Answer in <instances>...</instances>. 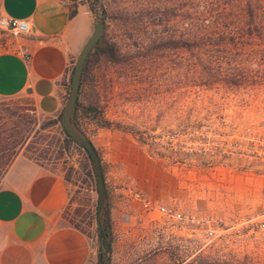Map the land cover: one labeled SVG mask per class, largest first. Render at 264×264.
I'll use <instances>...</instances> for the list:
<instances>
[{
  "label": "rangeland",
  "instance_id": "rangeland-1",
  "mask_svg": "<svg viewBox=\"0 0 264 264\" xmlns=\"http://www.w3.org/2000/svg\"><path fill=\"white\" fill-rule=\"evenodd\" d=\"M69 1L72 8L87 3L96 20H105V41L115 49V55H90L79 104L96 108L97 116L78 112L107 182L108 264H264V52L204 58L175 47L193 29L197 0ZM237 1L234 8L210 10L214 40L229 46L239 41L236 30L247 32L233 21L249 0ZM261 11L256 20H264ZM22 36L0 28V52L15 49ZM230 72H246V80L232 85L225 79ZM63 109L44 114L28 92L0 96V146L64 175L70 188L64 223L90 237L89 264H100L95 171L87 152L67 141L58 119ZM10 154H0V172ZM128 187L212 217L216 234L157 219L126 193Z\"/></svg>",
  "mask_w": 264,
  "mask_h": 264
},
{
  "label": "crops",
  "instance_id": "crops-1",
  "mask_svg": "<svg viewBox=\"0 0 264 264\" xmlns=\"http://www.w3.org/2000/svg\"><path fill=\"white\" fill-rule=\"evenodd\" d=\"M1 17L27 19L31 31L0 52V96L28 92L42 113L60 112L71 67L94 30L93 10L69 0H0ZM69 196L61 172L18 156L0 181V264H89L90 237L64 223Z\"/></svg>",
  "mask_w": 264,
  "mask_h": 264
},
{
  "label": "trees",
  "instance_id": "trees-1",
  "mask_svg": "<svg viewBox=\"0 0 264 264\" xmlns=\"http://www.w3.org/2000/svg\"><path fill=\"white\" fill-rule=\"evenodd\" d=\"M198 2L196 3V7H195V12L192 15V22L191 25L193 26V29H188V31H184L182 36H180V38L176 41L175 47L178 48H187V49H195L198 50V53H200L201 55H203V57L205 58V56H208L209 58H213L212 54L215 53H222L225 52L226 54L232 55L233 52L237 53V55L239 54H248V55H254L256 53H260L261 51L264 52V46H262L264 44V20H256L257 19V14H259V12H262L261 10L264 11V2H259L257 4H253L252 1H247L246 4H241L239 6V10L243 11L242 14L239 13V15H237V21L234 22L233 24H236V28L239 29V27H243L241 28L243 31L244 29H247V32L244 31V33H240L236 30V32H234V35L232 34L233 38L236 36L238 37L239 41L235 44V46H229L227 44H224L223 38H213L212 36V32H211V25H212V20L211 17H214L213 14L211 13L210 10H215V8H213L214 6H222L223 8L227 9V8H234L235 7V2H238L237 0H197ZM242 1L243 0H239ZM247 10V11H246ZM75 14V11H72L70 13L71 16H73ZM231 14V13H230ZM264 15V12L262 13ZM229 15V14H228ZM220 16V15H219ZM247 17H250V20L248 19L247 21H245ZM229 23H232L231 21H229ZM216 24L218 25H223V29L225 26L224 22L220 20H216ZM247 26V28H245ZM223 31V30H222ZM254 31H256L257 33H253ZM236 33V35H235ZM238 33V35H237ZM240 34V35H239ZM232 38V37H231ZM223 39V40H221ZM93 51H98V52H103V53H107L108 55H115V49L113 47V45H111L109 42H106L105 46H100L97 45ZM92 51V52H93ZM92 52L90 53V55L92 54ZM89 55V57H90ZM89 57L87 58L84 70H83V75H82V81H83V76L86 72L87 69V65L89 63ZM212 60V59H211ZM236 61V60H235ZM217 62V61H216ZM230 62V61H229ZM227 62V63H229ZM242 62H240V64L242 65ZM231 63V62H230ZM231 65V64H230ZM221 66V65H218ZM237 67H239L237 65ZM222 68V67H220ZM231 68V67H229ZM232 70H234L233 68H231ZM236 69V67H235ZM72 72H73V67L71 68V72H70V77H69V82L71 80L72 77ZM225 79H227V82L232 84V85H239L242 82H244L246 80V72H243L242 74H235L233 72H230L227 74V76L225 77ZM81 81V84H82ZM70 84V83H69ZM70 88V85H69ZM80 91H81V85H80ZM79 91V93H80ZM84 112L86 115H88L89 117H95L97 116V109L93 108V107H88V108H77L76 113H75V122L76 124L81 128V126L79 125V120H78V112L79 111ZM59 121H61V115L59 116ZM63 131L66 134V139L68 142H72V143H76L78 144L75 140H73L68 132L66 131V129L64 127ZM3 145V143H2ZM79 146H81L88 154L91 162V156H90V152L89 149L85 146H82L80 144H78ZM11 146H6V148H2L0 146V154H3L5 151H10V163L7 166V168L2 172H0V176L1 178L3 177V175L6 173V171L8 170V168L12 165L13 161L16 159V157L18 156L17 150L15 149V147L13 149L10 148ZM99 152V151H98ZM102 162V160H101ZM103 166V165H102ZM94 168V167H93ZM105 176V175H104ZM106 180V179H105ZM107 185V182H106ZM108 199H109V194H108ZM109 208H110V201H109ZM109 228V227H108ZM108 234L109 231L107 229V231L103 234L104 236V246L106 251L111 252V240L108 238ZM100 264H104V261H101ZM110 264V263H109Z\"/></svg>",
  "mask_w": 264,
  "mask_h": 264
},
{
  "label": "water",
  "instance_id": "water-1",
  "mask_svg": "<svg viewBox=\"0 0 264 264\" xmlns=\"http://www.w3.org/2000/svg\"><path fill=\"white\" fill-rule=\"evenodd\" d=\"M105 24L106 23L103 18H98L96 20L93 33L86 41L81 52L77 57L71 77L70 93L61 115V122L63 127L68 132L69 136L78 144L87 147L90 152L99 193L98 218L100 224V237L98 246L99 249L102 251L101 261H104V264H108L109 252L105 249L103 234L107 231V227L110 224V208L108 199V189L104 176L101 157L93 141L75 122V113L77 108H84L82 105L79 104V91L82 81L83 70L87 58L89 57L93 49L97 45H106V41L104 38Z\"/></svg>",
  "mask_w": 264,
  "mask_h": 264
},
{
  "label": "built area",
  "instance_id": "built-area-1",
  "mask_svg": "<svg viewBox=\"0 0 264 264\" xmlns=\"http://www.w3.org/2000/svg\"><path fill=\"white\" fill-rule=\"evenodd\" d=\"M0 28L13 32L16 35H24L31 31V24L27 19L1 17ZM21 53L26 60L30 59L31 52L28 47L24 46ZM126 193L138 201L144 209L157 215V219L159 220L162 219L166 222L180 224L182 226L199 225L208 236L216 234L217 227L214 224V219L210 216L198 217L189 212L164 204L137 188L128 187ZM261 227L264 228V221L261 222Z\"/></svg>",
  "mask_w": 264,
  "mask_h": 264
}]
</instances>
